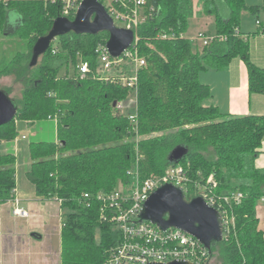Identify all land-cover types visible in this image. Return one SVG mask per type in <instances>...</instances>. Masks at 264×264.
I'll list each match as a JSON object with an SVG mask.
<instances>
[{
  "label": "trees",
  "instance_id": "16d2710c",
  "mask_svg": "<svg viewBox=\"0 0 264 264\" xmlns=\"http://www.w3.org/2000/svg\"><path fill=\"white\" fill-rule=\"evenodd\" d=\"M195 9L215 19L214 41L201 51L185 37ZM261 10L245 0H145L137 48L146 66L138 71L134 123L114 106L131 93L120 82L121 74H99L98 47L107 44L109 33L60 36L31 68L33 47L63 16V2L0 0V34L26 41L28 47L0 55V78L13 76L23 87L14 99L15 118L0 127V147L26 128L55 131L54 138L29 142L26 175L37 197L61 201V264H105L120 241L115 224L102 217L99 193L130 185L131 170H138L143 181L178 165L191 182L212 176L217 196H243L225 205L234 224L209 252L210 264L214 257L221 264H264V231L257 215L264 199V169L254 165L264 140V116L231 117L206 106L212 90L200 81L203 71L227 70L241 58L250 95H264V68L251 60L248 38L239 29L244 11L258 19ZM11 12L19 15L14 26ZM78 59L91 68L84 78L68 74L69 63L76 65ZM4 92L10 95L11 90ZM179 146L188 154L172 163L170 154ZM17 162L15 153L0 150V204L14 196ZM186 197L192 200L193 192Z\"/></svg>",
  "mask_w": 264,
  "mask_h": 264
},
{
  "label": "built area",
  "instance_id": "2783aa9c",
  "mask_svg": "<svg viewBox=\"0 0 264 264\" xmlns=\"http://www.w3.org/2000/svg\"><path fill=\"white\" fill-rule=\"evenodd\" d=\"M82 1L62 0V17H75ZM101 3L116 26V23L119 22L123 24V27L119 28L132 30L135 35L131 46L117 58L110 55L107 44L99 45L98 63L99 74L104 77H106V73L108 74L109 71L113 70L116 71L115 75L121 74L120 82L130 89L129 96H133L135 100V112L127 117L136 123L138 71L146 66V60L139 55L137 48L138 28L146 19L142 13L145 0H102ZM196 40L200 41L203 47H207L214 41V37H207L200 32ZM74 68L81 78H84L91 71L89 63L81 59L77 60ZM123 103L116 104L117 110L121 113L124 109ZM23 139H26L25 136ZM129 173L134 177L130 185L120 186L112 193L101 192L96 196L102 204L103 219H108L115 224L120 235V241L109 250L105 264H166L172 261L210 264L209 250L192 235L177 228L162 231L151 222L139 221L142 208L149 197L165 184H172L181 188L185 195L192 191L194 198L202 197L208 206L219 212L222 218L224 238V235L230 232L234 224V219L225 205L231 204V202L239 203L243 198L242 194L217 196L214 193L217 184L212 176L206 182H191L188 173L180 165L170 167L163 175H151L143 181L139 177L138 170H131ZM191 184L193 188L189 189ZM15 193L16 188L13 198L8 200V203L12 205L13 214L18 217L29 218L30 213L19 206ZM84 198L89 200L90 196L85 194ZM261 202H264V199Z\"/></svg>",
  "mask_w": 264,
  "mask_h": 264
},
{
  "label": "crops",
  "instance_id": "0c3cea01",
  "mask_svg": "<svg viewBox=\"0 0 264 264\" xmlns=\"http://www.w3.org/2000/svg\"><path fill=\"white\" fill-rule=\"evenodd\" d=\"M258 2H261V5L246 3L248 6L262 7L256 22H259L258 30L263 28L264 31V0ZM239 29L241 34L245 35L242 32L241 24ZM185 37L188 38L187 35ZM255 38L258 42L263 41L264 32L259 33ZM190 40L194 42L193 39ZM261 47L264 51V46ZM196 48L200 51L203 49L199 46ZM253 62L264 68V55L263 61L257 62L253 59ZM229 69L231 71L228 76L220 74L219 71L214 74L216 77L212 81L211 78L204 79L203 72L200 74V81L209 85L212 90V97L205 105L216 106L223 114L231 117L264 116V95H250L248 72L244 61H233L226 71ZM1 148L3 152L10 151V143H3ZM13 153L18 156L17 148L15 151L13 150ZM254 165L259 169H264V140ZM20 170L19 159L15 198L18 200L19 206L30 213V217L15 216L11 204L8 202L0 204V264H61L63 213L61 202L58 199L42 200L37 197L34 186L29 180H24L21 183L18 179ZM258 208L259 206L257 215L260 219V228L264 231V224H262ZM262 210L264 211V209Z\"/></svg>",
  "mask_w": 264,
  "mask_h": 264
},
{
  "label": "water",
  "instance_id": "95a60500",
  "mask_svg": "<svg viewBox=\"0 0 264 264\" xmlns=\"http://www.w3.org/2000/svg\"><path fill=\"white\" fill-rule=\"evenodd\" d=\"M104 32L109 33L107 49L113 58L120 57L135 38L132 30L115 25L99 0H83L74 20L62 16L56 18L50 31L37 40L32 50L30 67L38 65L40 57L60 36L69 33L98 35ZM17 111L14 99L0 90V127L10 123ZM187 154L188 148L179 146L170 154V162L178 163ZM139 221L151 222L162 231L169 228L180 229L198 239L209 252L217 243L223 241L222 218L219 212L208 206L202 197L189 200L181 188L172 184L161 186L149 197L139 215ZM166 264L193 263L172 261Z\"/></svg>",
  "mask_w": 264,
  "mask_h": 264
},
{
  "label": "rangeland",
  "instance_id": "374dc122",
  "mask_svg": "<svg viewBox=\"0 0 264 264\" xmlns=\"http://www.w3.org/2000/svg\"><path fill=\"white\" fill-rule=\"evenodd\" d=\"M258 1L261 0H246L247 3L249 4H259L261 5ZM19 21V15L17 12H11L10 13V24L15 25V23ZM118 27H123V24L117 22L116 23ZM241 29L242 32L245 34V38L247 36L249 45H250V57L251 60L255 59L257 62L263 61V55L264 51L262 50V45L264 46V39L263 41L258 42L255 38L256 35H259L258 32V27H257V22L256 18L249 12L246 11L242 14L241 16ZM204 33L207 35V37H215L216 36V26H215V19L212 16H205V15H199L197 12V9H195V13L193 17L189 21V28L186 33L187 37L190 39H193V43L195 46L203 47L202 43L200 41L196 40V37L198 33ZM192 41V40H191ZM58 43V39H56L52 44ZM28 51L27 47V42L23 41L19 38L15 37H4L3 34H0V55L3 54V52H6V54L12 55L16 54L18 52H26ZM79 60V59H78ZM236 60H242L241 58H235L233 61ZM41 61V57L39 59V62ZM232 61V62H233ZM231 62V65H232ZM75 64L69 63L68 66V74L70 76L75 75ZM230 65V66H231ZM226 71V70H224ZM231 69H229L226 72H221L220 74H228L230 73ZM115 70L109 71L108 74L106 73L105 76L110 75L113 76L115 75ZM219 71L209 69L207 71H203L202 77L204 79H209L211 78V81L213 78L216 76L214 74L218 73ZM204 84V83H203ZM207 85V84H206ZM10 89L11 93L10 96L13 99H19L21 97V92H22V85L20 83H16L14 80L13 76H5L0 78V90L4 91V89ZM208 100L205 102V104H208ZM124 109L122 110V114L125 116H128L129 114H133L135 112V100L132 97H129L124 103ZM25 136L26 140L23 139ZM55 137V131L50 127L47 126L45 127V130L38 131L36 129H31V128H26L24 130H21L19 133V137L14 141L10 143V151L13 152L17 148L18 151V164H19V159H20V174L18 175V179L22 182L24 180H28L26 171L28 166L30 165V155H29V150H28V145L31 140H36L38 138H46V139H51ZM138 141V139H137ZM15 146V148H14ZM0 150L2 148L0 147ZM55 201V200H54ZM56 202V201H55ZM264 202L259 203V208L258 212L259 215L262 217V224H264ZM68 210H65L67 212ZM263 227V226H262ZM211 264H221V261L214 257L211 261Z\"/></svg>",
  "mask_w": 264,
  "mask_h": 264
}]
</instances>
